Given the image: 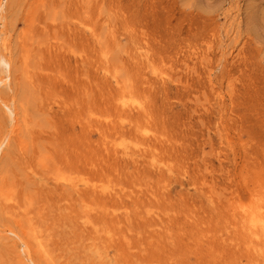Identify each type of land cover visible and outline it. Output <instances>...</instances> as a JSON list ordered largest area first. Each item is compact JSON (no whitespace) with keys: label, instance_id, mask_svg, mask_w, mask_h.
Here are the masks:
<instances>
[{"label":"rangeland","instance_id":"374dc122","mask_svg":"<svg viewBox=\"0 0 264 264\" xmlns=\"http://www.w3.org/2000/svg\"><path fill=\"white\" fill-rule=\"evenodd\" d=\"M260 206L264 0H0V264H264Z\"/></svg>","mask_w":264,"mask_h":264},{"label":"bare ground","instance_id":"6f19581e","mask_svg":"<svg viewBox=\"0 0 264 264\" xmlns=\"http://www.w3.org/2000/svg\"><path fill=\"white\" fill-rule=\"evenodd\" d=\"M126 103H124L125 105ZM58 180L68 183V185L72 188L79 189L80 186H85V183H81V181H76L74 177H64L62 174L58 178ZM68 186V187H69ZM264 209V206L257 207L255 210L247 209L245 210V218L248 226V230L251 231V234L254 238H260L264 237V214L262 210ZM88 216V215H87ZM29 232L31 233V239L34 242L35 250L38 254V256L43 259L45 263L49 264L48 259H50V256L48 255V252L46 250V247L44 245V242L40 240V237L37 234V231L35 229V226H30ZM23 246V253L26 256V258L29 260L30 255L28 248L25 244H22Z\"/></svg>","mask_w":264,"mask_h":264}]
</instances>
